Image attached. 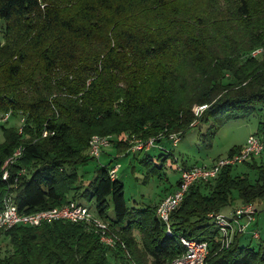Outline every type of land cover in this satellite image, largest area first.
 <instances>
[{
  "label": "trees",
  "instance_id": "16d2710c",
  "mask_svg": "<svg viewBox=\"0 0 264 264\" xmlns=\"http://www.w3.org/2000/svg\"><path fill=\"white\" fill-rule=\"evenodd\" d=\"M0 22V116L25 119L21 134L8 128L10 118L0 126V206L7 192L25 214L90 199L120 237L110 248L81 224L19 225L0 230L9 240L0 264H168L184 252L182 237L209 241V264H264L262 241L242 246L236 235L224 249L209 217L264 202V153L193 184L171 214L172 237L156 214L166 196L129 206L118 173L110 174L119 152L144 154L148 166L171 160L165 142L201 124L210 146L227 123L257 115L254 135L264 141V0H0ZM93 136L115 140L84 186L79 167L96 161L88 155ZM151 139L154 146L134 150ZM19 146L23 156L4 181ZM164 167L148 168L147 177Z\"/></svg>",
  "mask_w": 264,
  "mask_h": 264
},
{
  "label": "built area",
  "instance_id": "2783aa9c",
  "mask_svg": "<svg viewBox=\"0 0 264 264\" xmlns=\"http://www.w3.org/2000/svg\"><path fill=\"white\" fill-rule=\"evenodd\" d=\"M263 52V49L255 50L252 55L257 56ZM206 109L201 106L195 109V114L199 115ZM10 114L5 116L8 120ZM175 143L180 138L178 135L171 137ZM111 137L93 136L89 144V155L99 160L104 148H109ZM140 144V145H139ZM134 146V150L147 149L154 146L155 140L151 139L146 143H139ZM24 148L19 146L14 153L6 160L3 167V180L10 178L9 167L23 156ZM264 153V141L258 135H250L241 149L232 156L220 157L210 165L195 166L190 169L181 170V181L174 193L165 197L157 206L156 214L158 218L166 225V234L172 237L173 231L170 224V217L174 210L183 201L188 189L197 182H208L215 179L221 171L228 166H236L250 161ZM118 167L110 171L112 179H116ZM264 213V202L257 205L254 203L245 204L231 211L230 213H213L210 219L214 222L216 230L220 235L221 246L228 249L236 235H245L249 232L258 219L259 214ZM54 221H64L73 224H81L87 230L94 231L105 246L114 248L120 241L118 234L111 228L110 224L96 215V213L82 205V203L71 202L61 207H55L34 213H21L11 193L7 192L0 206V230L6 231L15 226L39 227L44 223ZM254 239L260 238L258 231H252ZM185 250L168 264H209L210 242L198 239L181 238ZM123 248L125 245L122 244Z\"/></svg>",
  "mask_w": 264,
  "mask_h": 264
},
{
  "label": "rangeland",
  "instance_id": "374dc122",
  "mask_svg": "<svg viewBox=\"0 0 264 264\" xmlns=\"http://www.w3.org/2000/svg\"><path fill=\"white\" fill-rule=\"evenodd\" d=\"M189 10L192 12L197 11L195 7H189ZM4 23L0 22V40H3V31ZM198 108V107H196ZM195 108V109H196ZM202 113V112H201ZM201 114H199L200 116ZM5 115L0 116V126L4 124L7 120ZM258 116L254 115L249 119H239L233 120L226 124V126L218 132L215 137L210 140V146H207L205 139L208 140V137L204 135L208 132L209 126L205 124L198 125L192 128L184 136L179 137L180 140L178 143H175L172 138L165 142L168 148L172 151L174 155L171 160L167 162L155 160L153 163L148 165H142L140 162L143 161L144 154H139V160L134 159V155L127 157V159H122L124 153L121 152L115 153L116 156L114 159L118 160L116 167L121 165V168L118 172V179L123 183L125 187V197L129 206L144 207L145 205H152L159 200H162L165 196H169L170 193L176 190V184L181 176V169L184 167H193L197 164L200 165H209L218 157H227L230 151L233 148L242 147L248 137L257 133L258 130ZM25 119L21 116L10 118L9 122L6 125L9 127L16 128L17 131L21 134ZM47 133H44V137ZM111 137V144L109 148H104L102 156L99 161L90 162L86 166L79 167V173L82 175L83 185L86 186L91 182L97 175L95 167L98 164L105 165L107 163L108 157L107 151H111L114 143L112 140H115V137ZM120 139H126V137H119ZM4 141V133L0 128V143ZM129 152V151H128ZM104 153V155H103ZM153 154L155 151L151 152ZM89 155V150H88ZM119 158H121L119 160ZM175 160V161H173ZM258 164H264V154L257 159ZM165 164L163 172L160 171L159 175L153 174L151 177H147L148 168L154 169V167L161 168ZM248 169L246 167H240L237 171L244 172ZM252 175V174H251ZM236 194V192L234 193ZM234 197L237 198L236 195ZM82 205L87 206L88 208L95 211V203L90 199H82L80 201ZM240 200H235L231 208H228L226 212L234 209L239 206ZM261 235V240L254 239L252 237V231H257ZM6 237L0 233V246L7 247V242L9 240L5 239ZM264 243V222L260 227L255 224L252 228L249 229V232L246 235L241 236L242 246L251 245L253 248L258 247L260 242Z\"/></svg>",
  "mask_w": 264,
  "mask_h": 264
},
{
  "label": "crops",
  "instance_id": "0c3cea01",
  "mask_svg": "<svg viewBox=\"0 0 264 264\" xmlns=\"http://www.w3.org/2000/svg\"><path fill=\"white\" fill-rule=\"evenodd\" d=\"M220 158V157H219ZM259 219L257 220L258 221V224H257V222H256V224L260 227V224L262 225V223L264 222V213H261V214H259ZM255 229V228H254ZM255 230H257V229H255ZM258 231V230H257ZM246 235V234H245ZM260 238H261V235H260Z\"/></svg>",
  "mask_w": 264,
  "mask_h": 264
},
{
  "label": "bare ground",
  "instance_id": "6f19581e",
  "mask_svg": "<svg viewBox=\"0 0 264 264\" xmlns=\"http://www.w3.org/2000/svg\"><path fill=\"white\" fill-rule=\"evenodd\" d=\"M258 219H259V217H258ZM258 219H257V220H258ZM257 224H258V221H257Z\"/></svg>",
  "mask_w": 264,
  "mask_h": 264
}]
</instances>
